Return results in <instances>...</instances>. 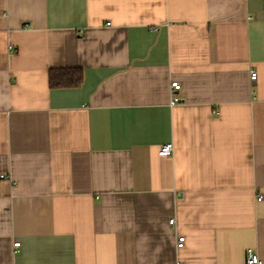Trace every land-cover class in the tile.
<instances>
[{
	"label": "crops",
	"instance_id": "1",
	"mask_svg": "<svg viewBox=\"0 0 264 264\" xmlns=\"http://www.w3.org/2000/svg\"><path fill=\"white\" fill-rule=\"evenodd\" d=\"M249 247L264 264V0H0V264Z\"/></svg>",
	"mask_w": 264,
	"mask_h": 264
},
{
	"label": "built area",
	"instance_id": "2",
	"mask_svg": "<svg viewBox=\"0 0 264 264\" xmlns=\"http://www.w3.org/2000/svg\"><path fill=\"white\" fill-rule=\"evenodd\" d=\"M108 24V23H107ZM257 72L256 70L251 71L250 78L253 80L256 79ZM171 87H172V103H176L180 101L179 95H177V91L180 89V83L178 81H172L171 82ZM173 150V143H165L161 145V147L158 150V153L162 156H170L172 154ZM261 196L259 197V199ZM174 223V218L170 219L169 224L172 225ZM184 236H179L178 237V246L182 247L184 245ZM19 241L14 242L15 246H19ZM175 264H181L180 262H176ZM246 264H262V261L260 260L259 256L257 253H255L254 249L249 247L246 249Z\"/></svg>",
	"mask_w": 264,
	"mask_h": 264
},
{
	"label": "trees",
	"instance_id": "3",
	"mask_svg": "<svg viewBox=\"0 0 264 264\" xmlns=\"http://www.w3.org/2000/svg\"><path fill=\"white\" fill-rule=\"evenodd\" d=\"M83 79L80 68H52L49 74V84L52 87H79Z\"/></svg>",
	"mask_w": 264,
	"mask_h": 264
}]
</instances>
